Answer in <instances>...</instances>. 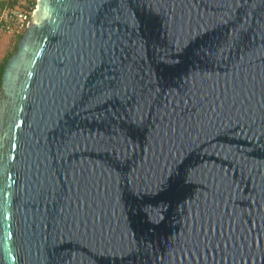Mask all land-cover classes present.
Wrapping results in <instances>:
<instances>
[{
	"label": "water",
	"instance_id": "water-1",
	"mask_svg": "<svg viewBox=\"0 0 264 264\" xmlns=\"http://www.w3.org/2000/svg\"><path fill=\"white\" fill-rule=\"evenodd\" d=\"M0 264H264V0H36Z\"/></svg>",
	"mask_w": 264,
	"mask_h": 264
},
{
	"label": "built area",
	"instance_id": "built-area-1",
	"mask_svg": "<svg viewBox=\"0 0 264 264\" xmlns=\"http://www.w3.org/2000/svg\"><path fill=\"white\" fill-rule=\"evenodd\" d=\"M35 2L36 0H28L20 7L17 5L4 7L0 13V32L15 36L21 35L34 11Z\"/></svg>",
	"mask_w": 264,
	"mask_h": 264
},
{
	"label": "rangeland",
	"instance_id": "rangeland-1",
	"mask_svg": "<svg viewBox=\"0 0 264 264\" xmlns=\"http://www.w3.org/2000/svg\"><path fill=\"white\" fill-rule=\"evenodd\" d=\"M27 2L28 0H0V13L4 7H9L12 5H17L20 7ZM18 39L19 36L0 32V62L4 57H7L9 54L13 53Z\"/></svg>",
	"mask_w": 264,
	"mask_h": 264
},
{
	"label": "trees",
	"instance_id": "trees-1",
	"mask_svg": "<svg viewBox=\"0 0 264 264\" xmlns=\"http://www.w3.org/2000/svg\"><path fill=\"white\" fill-rule=\"evenodd\" d=\"M18 36L20 37V35H18ZM15 51H16V46L14 47V51H13V53L9 54L7 57H4V58L2 59V61L0 62V92H1V77H2V73H3L4 67H5L6 62H7V60L9 59V57H10L12 54H14Z\"/></svg>",
	"mask_w": 264,
	"mask_h": 264
},
{
	"label": "snow or ice",
	"instance_id": "snow-or-ice-1",
	"mask_svg": "<svg viewBox=\"0 0 264 264\" xmlns=\"http://www.w3.org/2000/svg\"><path fill=\"white\" fill-rule=\"evenodd\" d=\"M150 211V213H151V210H149Z\"/></svg>",
	"mask_w": 264,
	"mask_h": 264
}]
</instances>
